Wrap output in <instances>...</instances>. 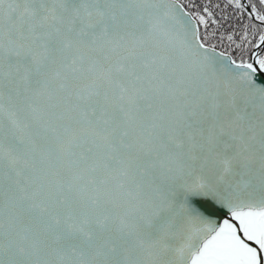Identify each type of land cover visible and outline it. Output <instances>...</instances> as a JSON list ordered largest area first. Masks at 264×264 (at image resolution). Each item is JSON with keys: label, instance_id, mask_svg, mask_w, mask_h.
<instances>
[{"label": "snow or ice", "instance_id": "obj_1", "mask_svg": "<svg viewBox=\"0 0 264 264\" xmlns=\"http://www.w3.org/2000/svg\"><path fill=\"white\" fill-rule=\"evenodd\" d=\"M0 264H264V0H0Z\"/></svg>", "mask_w": 264, "mask_h": 264}]
</instances>
